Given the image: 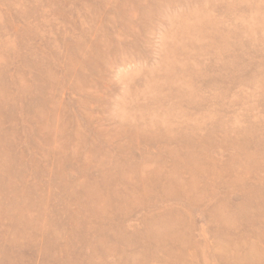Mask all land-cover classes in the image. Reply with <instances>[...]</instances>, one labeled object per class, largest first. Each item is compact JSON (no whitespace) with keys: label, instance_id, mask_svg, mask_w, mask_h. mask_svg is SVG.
<instances>
[{"label":"rangeland","instance_id":"374dc122","mask_svg":"<svg viewBox=\"0 0 264 264\" xmlns=\"http://www.w3.org/2000/svg\"><path fill=\"white\" fill-rule=\"evenodd\" d=\"M0 264H264V0H0Z\"/></svg>","mask_w":264,"mask_h":264}]
</instances>
